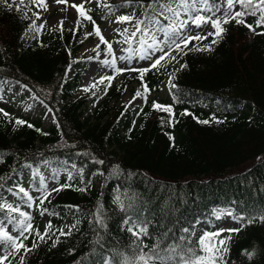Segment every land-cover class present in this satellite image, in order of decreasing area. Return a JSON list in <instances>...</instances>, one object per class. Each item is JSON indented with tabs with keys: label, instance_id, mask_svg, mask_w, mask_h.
Here are the masks:
<instances>
[{
	"label": "trees",
	"instance_id": "1",
	"mask_svg": "<svg viewBox=\"0 0 264 264\" xmlns=\"http://www.w3.org/2000/svg\"><path fill=\"white\" fill-rule=\"evenodd\" d=\"M107 2L114 5L113 0ZM15 3L19 4V0ZM93 9L90 14L99 24L104 20L103 14L98 15L102 12L95 10L96 5ZM37 10L35 5H22L17 12L0 4V81L26 85L38 101L54 110L56 120L43 128L40 120L17 116L0 107L13 121L19 118L35 126H14L8 117L0 114V154L6 161L0 163V175L7 177L12 169H19L26 162L36 166L45 158L75 162L78 167H84L86 179L97 170L104 175H91V187L86 192L65 189L53 193L51 203L46 202L45 207L59 215L47 214L43 229L36 227L43 232L48 221L59 228L80 219V231L69 238L62 237L55 248H51L52 241L41 244L29 254L26 264H80L94 246L89 243L95 237L88 220L98 203L104 205L107 223V229L101 231L102 242L108 248L130 252L133 238L122 230L124 213L114 203L117 195L125 204L130 200L142 203L157 220L162 206L175 204L180 209L175 216L181 217L185 226L197 218L213 224L212 210L218 207L254 206L256 210L264 207V35H254L247 27L233 22L226 25L228 31L213 51H193L183 57L180 62H186L187 68L179 71L173 80L183 101L174 105L179 119L174 127L161 125V118L166 120L167 114L153 110L152 102L173 105L169 89L168 100L158 101L155 94L164 80L169 81L168 73L179 65H168L167 70H153L145 76L154 96L148 98L139 116L135 115L139 107L121 115L124 105L110 106L130 82L126 75L119 82L115 83L116 79L112 82L91 119L84 116L87 95L75 96V92L84 67V60H78L76 54L84 34L92 32L93 25L83 20V28L75 35L70 30L76 27L63 26V33L60 28L43 27L39 35L26 41L33 33L27 30ZM25 12L29 19L24 18ZM254 20L255 17L247 18L248 23ZM212 30L206 27L204 34ZM261 30L258 28L257 32ZM118 38L115 36L114 40ZM136 77L134 73V80L139 83L137 90L141 89V81ZM4 83H0V89ZM185 109L200 120L215 114L225 122L201 124L191 115L179 116ZM165 133L174 136L175 147ZM66 144L76 147H64ZM93 156L105 163H93ZM65 179L61 176L59 183ZM14 182L15 178L7 180L6 186ZM176 197L187 202L179 203ZM70 205H78L81 211L70 210L67 207ZM145 242L151 245L153 241ZM26 243L30 247L31 238ZM254 245L258 249L249 260L241 253L245 249L253 250ZM70 248L75 249L74 254H69ZM229 261L264 264V224L254 223L238 235L233 234ZM13 264H18V258Z\"/></svg>",
	"mask_w": 264,
	"mask_h": 264
},
{
	"label": "snow or ice",
	"instance_id": "2",
	"mask_svg": "<svg viewBox=\"0 0 264 264\" xmlns=\"http://www.w3.org/2000/svg\"><path fill=\"white\" fill-rule=\"evenodd\" d=\"M54 2L68 4V0H54ZM0 4L9 10L15 8L17 12L21 11L22 5H35L44 11L48 10L47 0H27V4L26 0H19V4H16L15 0H11V2L10 0H0ZM91 4H95V10L103 13L102 19L115 16L114 23L126 25L122 29L120 27L114 29L118 39L110 41L105 38L99 25L90 14L94 9L85 6ZM71 7L76 9L78 16L75 22L77 27L70 31L75 35L83 28L82 21L86 20L93 25V31L85 33L84 38L87 39L93 35L99 38V43L92 49L96 55L87 59L98 62L102 68L109 69L112 73L101 75L99 79L82 89L84 92H91L92 97L95 98L93 106L102 98L97 96V93L101 91L100 85H103V93L106 95L116 76L134 72L137 73L136 78L141 81L142 90H136L124 105V113L121 115L126 114L130 109L139 107V112L135 113L139 116L144 112V105H147L148 97L153 91L148 86L145 76L153 70L156 72H160L161 69L167 70L168 65H179L178 68L173 67L172 71L168 73L169 91L173 97V105L152 102L153 110L167 114L166 120L161 118L162 126L167 124L169 127H174L176 123H179L174 105L183 101L173 80L179 71L187 68L186 62H180L184 56L193 51H213L214 46L227 33L226 25L233 22L247 27L254 35H264V0H124L118 5H111L107 0H80L79 4L73 3ZM124 9H130V11L116 15L117 12ZM62 10L66 11L67 9ZM33 16L35 19L32 20L27 31L38 34L47 21L45 20L37 26L36 20L41 19L40 12L34 11ZM248 17H255L254 23H248ZM24 18L29 19L26 12ZM59 23L60 31L63 33L64 21L61 20ZM209 25L213 30L204 34V29ZM258 28L262 30L257 32ZM209 37H211L210 41ZM204 41L209 42L204 43ZM113 44L120 45V55L116 54ZM190 44H192L191 48ZM101 45L104 46L102 59ZM0 83L4 82L0 81ZM124 90L126 91V88ZM137 99H142L143 105H136ZM40 103L44 104L43 101ZM45 107L47 108L46 115L53 113L54 110L51 107L46 105ZM0 114L8 117L9 123H14V126L35 127L19 118H15L13 121L10 114L3 109H0ZM189 115L201 124L225 122L218 119L215 114L209 119L200 120L187 109L179 113L181 117ZM52 119L55 122V115L52 116ZM133 124H135V120ZM143 126V124L140 125L141 128ZM36 131L42 130L36 129ZM131 131L132 129H129V132ZM44 134L47 135V133ZM165 135L172 142L171 146L175 147L174 136L170 133H165ZM64 147L75 148L76 146L66 144ZM76 155L82 154L76 153ZM83 155H87V153ZM92 162L100 165L105 163L103 159H96L94 156ZM0 163H6L2 154H0ZM42 168L47 170V175L45 171H42ZM116 170H119L118 165ZM61 174L66 175L64 183H59ZM95 174L103 176L104 172L97 170L96 173L88 174L86 179L84 167H78L75 162L70 163L68 159L50 160L45 158L38 161L36 166L26 162L19 169H12V174L7 177L0 175V264H13L17 258L18 264H26L29 254L38 249L41 244L52 241L51 248H55L62 242V237L69 238L74 232H79L80 219H75L72 224L59 228H54L52 222L48 221L41 232L33 224L32 210L39 211L41 216L59 215L45 207L46 202L51 203L50 197L53 196V193L59 194L65 189L86 192L91 187L90 177ZM13 178H15V182L11 186H6V181L13 180ZM25 183H27V187L24 186ZM5 192L14 198V202L8 200ZM33 192L37 195H33ZM176 199L179 203L187 202L182 197H176ZM169 200H172L171 195ZM114 203L124 213L121 221L124 226L122 230L133 238L130 241L131 251L114 250L106 247L102 242L104 237L101 236V231L107 229V223L104 205L98 203L91 213V219L88 220L90 230L95 237L89 243L94 246L91 252L82 258L80 264H230L229 252L233 234L238 235L244 228L254 223L264 224V207L259 210H256L254 206L214 208L212 217L215 221L230 218L238 225V227L227 228L216 227L209 221H201L199 218L185 226L181 224V217L175 216L180 209L172 203L159 209V220L142 203L137 204L130 200L125 204L119 195L114 198ZM67 207L75 212L81 211L78 205ZM197 225L209 226H202L199 235H197ZM65 228L67 231L64 230ZM225 232L228 233L227 236L223 235ZM30 238L32 243L29 247L26 241ZM149 239L153 241L151 245L145 242ZM68 251L69 254H74L75 249L70 248ZM241 254L252 260L256 252L255 249L251 252L245 249Z\"/></svg>",
	"mask_w": 264,
	"mask_h": 264
},
{
	"label": "rangeland",
	"instance_id": "3",
	"mask_svg": "<svg viewBox=\"0 0 264 264\" xmlns=\"http://www.w3.org/2000/svg\"><path fill=\"white\" fill-rule=\"evenodd\" d=\"M114 5H118L124 2V0H113ZM79 4L80 0H68V4L65 5L63 3L57 4L54 2V0H47L48 4V10L44 11L42 8H39L38 12H40L41 19L37 20V26H39L41 23H43L45 20L47 21L44 26H48L50 28H60V21L63 20V26H68V27H74L76 25V19L78 16V12L76 11L75 8H72L71 5ZM95 4L91 5H85L86 7H93ZM67 9L66 11H63L62 9ZM130 11V9H124L121 10V12H117L116 15L123 14L124 12ZM115 20V16L110 17L109 19H106L101 22L99 25L102 34L105 36L107 40H112L114 37V29L117 27H120L121 29L125 27L126 25H117L113 21ZM211 27L210 25L207 26V28ZM195 33V32H193ZM37 33H33L32 35H35ZM39 34V33H38ZM31 37V36H30ZM29 40V38H28ZM99 43V38L96 37L95 35L88 37L87 39L83 40V45L82 47L78 50L77 52V59H86L87 62L84 65V68L81 72L80 75V81L77 86V91L75 93V96L78 95H87V104L84 109V116L86 117H91L92 118V113L94 112V109L97 105H100L104 99L106 98V95L103 93V85H100L99 87L101 88V91L97 93L98 97H102L98 100V102L94 105V97H92L91 92H84L82 89L89 84L93 83L94 80L99 79L101 75H110L112 73L111 70L109 69H104L101 67V65L96 62V61H89L87 58L88 57H93L95 56L93 54V48L95 45ZM103 46V45H102ZM104 48V47H103ZM114 50L116 51L117 55H120L119 48L120 45H114L113 46ZM87 50V51H86ZM103 58V51H101V59ZM140 64H143V62H140ZM122 66V65H119ZM128 77L130 78L132 75V72H126ZM124 73V74H126ZM118 75V80L124 75ZM73 74L70 75L72 77ZM117 77V76H116ZM126 91L124 90L119 97V99L114 102H110V106L113 107H119L121 105H125L128 100L135 94L136 90V81L134 79H131V82L125 85ZM124 88V89H125ZM2 99H0V106L4 109H10L9 111L13 113L14 115L17 116H24V117H29L31 120H37L39 119L42 122V127L47 128L53 123L52 119V114L46 115V109L44 105H41V103L34 99L31 95L30 92H28L26 89L21 87L20 85L17 84H9L5 83L3 85L2 89ZM153 95H150L151 97ZM168 98V84L167 81L163 82L161 85V89L158 93V99L159 100H164ZM143 103L142 99H137L135 101L136 105H141ZM136 108V107H135ZM134 108V109H135ZM132 110V109H130ZM43 111V113H42ZM124 113V111H123ZM42 171H45V174L47 175V170L42 168ZM27 178L25 177V180ZM25 187H27V183L24 184ZM34 193V192H33ZM5 195L7 196L8 200L11 202H14V198L8 195L5 192ZM27 211V209H25ZM38 211L37 210H32V215H33V221L39 223H43V221L46 219V216H41V218H37ZM214 225L216 227H238L237 224L231 221L230 218H225L221 221H215ZM209 225H204L203 227H207ZM201 227L197 225V235L200 233ZM224 236H227L228 233L225 232L223 234Z\"/></svg>",
	"mask_w": 264,
	"mask_h": 264
}]
</instances>
